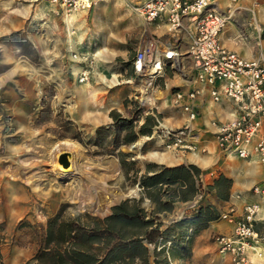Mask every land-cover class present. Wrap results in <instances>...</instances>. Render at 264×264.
I'll return each mask as SVG.
<instances>
[{"label":"rangeland","instance_id":"obj_1","mask_svg":"<svg viewBox=\"0 0 264 264\" xmlns=\"http://www.w3.org/2000/svg\"><path fill=\"white\" fill-rule=\"evenodd\" d=\"M134 2L91 0L89 9L65 17L48 4L0 0V238L5 264H32L47 222L57 215L58 224L77 217L83 222L103 218L112 206L130 199L150 210L136 182L139 172L136 176L134 172L155 164L151 153L168 151L151 135L137 134L149 115L148 104L155 100L158 105L159 99L148 103L153 91H145L134 74L130 82L124 78L143 30L131 9ZM104 47L114 53L107 55L105 66L125 91L121 104L109 98L115 88L103 92L76 78L78 65L71 61V53L98 56ZM161 85L158 78L155 87ZM111 112L123 122L114 121ZM123 124L137 134L131 144L122 142L127 133ZM57 147L64 154L71 149L78 154L72 176L56 178L51 172ZM113 190L124 196L99 206ZM193 214L184 210L183 216L173 217L178 221ZM161 221L168 225L174 220ZM200 235L194 236L183 257L176 244L167 264H214L201 255L206 241L215 244L214 235ZM196 244L200 246L194 252ZM217 250L207 256L218 253L217 264H231ZM162 256L158 255V264H163Z\"/></svg>","mask_w":264,"mask_h":264},{"label":"built area","instance_id":"obj_2","mask_svg":"<svg viewBox=\"0 0 264 264\" xmlns=\"http://www.w3.org/2000/svg\"><path fill=\"white\" fill-rule=\"evenodd\" d=\"M28 4L46 3L65 17L90 8L91 0H18ZM240 0H229L235 4ZM134 14L148 24L156 23L167 27L175 45L159 38H149L141 44L131 59L134 76L145 91H155V83L162 76L168 64L174 71L184 70L183 57H187L194 71L191 82L199 87L189 90H175L170 105L180 109L188 122L197 117L194 104L204 88L214 103L228 102L234 106V116L216 125L214 134L219 151L225 156L250 160L255 158L264 165V49L251 58H244L228 51L220 43V35L232 22V9L222 11L216 0H146L131 7ZM185 40V50L179 47ZM95 54L72 52L71 61L78 65L76 75L79 84H86L92 78ZM160 100V99H159ZM150 99L148 100L149 103ZM146 114H156L155 100L148 104ZM150 138L156 139L166 151L197 152L191 127L169 129L156 118ZM199 175L196 180V194L184 204V210L196 213L204 205L209 193ZM251 193L260 199L243 206L240 216L229 205L220 212L217 221L232 225L229 235L216 234L214 243L221 255L229 258L231 264H254L249 260L253 252L264 264V250H256L264 237L256 229L264 223V182L253 186ZM235 198L239 199V196ZM180 218V217H179ZM175 221V220H174Z\"/></svg>","mask_w":264,"mask_h":264},{"label":"crops","instance_id":"obj_3","mask_svg":"<svg viewBox=\"0 0 264 264\" xmlns=\"http://www.w3.org/2000/svg\"><path fill=\"white\" fill-rule=\"evenodd\" d=\"M144 1L146 0H135L134 3ZM216 1L217 6L222 11L226 10L227 7H231L232 9V22L220 35V43L222 46L228 51L235 52L244 58H251L254 56L258 47L264 49V0H240L235 4H231L229 0ZM39 4L46 3H38L36 5ZM123 14L126 15L124 12ZM137 19L143 26V30L139 33L140 41L137 48L149 38H159L167 42V44L175 45V40L168 32L166 26L156 23L148 24L139 18ZM105 47L98 50L100 51V55L96 56L95 53L96 62L94 73L90 81L84 86L92 88L93 86L91 84L93 83L99 86L98 88L102 89L103 92H108L111 88H115L109 98L116 100L117 105L119 103L121 104L125 99V91L122 88H118L120 85L117 83V78H113L112 72H108V67L105 66V64L109 63L107 55L114 54L109 51L107 53L106 48L108 47ZM179 47L182 51L185 50L184 39L180 42ZM183 64L184 70L182 73L174 71L168 64L164 66L162 76L159 78L162 80V85L160 87L156 86L153 92V94L162 92L164 95L161 98H155L152 94L151 97L153 99H160L159 104L156 105L155 113L159 116V120L163 126L169 129H178L188 124L191 127L194 136L190 141L196 144L198 151H168L167 153H160L162 155L159 154L161 161L157 158L151 159L156 165L164 166L165 168H187L192 165L199 170V175L202 176L205 185L211 184L219 177L229 180L230 186L225 193L226 199L220 200L216 195L210 193L206 198V204L211 205L217 213L226 211L229 205H233L235 208V215L240 216L243 206L246 203H260V199L251 193V189L253 186L264 182V165L257 162L255 158L243 160L232 156H225L219 151L214 137L216 125L219 122H226L233 118V104L225 101L214 103L209 96L208 90L204 88L201 95L197 97L194 102L197 109V117L192 122L187 121L185 114H183L180 109H176L170 105V97L175 90H189L193 87H199L191 82L194 77V71L187 57H183ZM76 67L78 73L79 67ZM128 69L129 73L126 75L125 72L126 76L124 78L127 79V82H130L133 72L131 63ZM115 80L116 82H114ZM162 159L164 161H162ZM144 173L145 168L143 167L138 176ZM148 175H151V173H148ZM198 176L192 174L194 180H196ZM165 188L166 186L164 185L163 190H165ZM185 188L186 184L183 183L182 180H178L174 185H169L168 192L173 199V209L171 212H162L159 215L160 217H165L167 220L171 221L176 219L173 216L181 214L186 202L180 200L179 197H182ZM236 196H239V199L235 198ZM167 198V195H165L161 200L164 201ZM149 205L150 210L153 209V205L150 203ZM172 217L174 219H171ZM256 229L260 236L264 237V223L257 224ZM231 230V224L217 220L210 221L206 229L200 233V236H202V238H209L211 235L216 234L229 235ZM199 246V244L194 245L193 251H197ZM216 247L218 249L216 244H207L206 241V245L203 246L201 250V253H203L201 255L206 258V262L209 261L210 258V261L217 264L218 253L207 256V253ZM256 250H264V243H261ZM248 255L251 262L254 264H261L260 260L252 251L249 252ZM227 259L229 260L228 257Z\"/></svg>","mask_w":264,"mask_h":264},{"label":"trees","instance_id":"obj_4","mask_svg":"<svg viewBox=\"0 0 264 264\" xmlns=\"http://www.w3.org/2000/svg\"><path fill=\"white\" fill-rule=\"evenodd\" d=\"M110 115L117 123L123 122L117 113L111 112ZM156 118L159 116H144L137 134L150 136L156 126ZM121 128L127 130L122 142L133 143L137 134L132 126L123 124ZM121 166L124 169L122 162ZM144 168L145 173L138 176L136 182L153 209L146 210L139 206L140 200L130 199L112 206L109 214L103 218H89L83 222L77 217L58 224L57 215L47 222L43 242L33 256L32 264H158V255H163L160 262L167 264L176 244L182 250L183 257L194 236L206 229L210 221H216L219 213L205 203L191 217L164 225L159 215L173 209L169 185L182 180L186 188L179 199L188 202L197 191L198 177L194 180L192 174L198 176L199 170L192 165L187 168H165L152 163L146 164ZM138 172L135 171L134 176ZM229 186V180L219 177L206 186V191L223 200L226 199L225 193ZM165 195L168 198L162 201ZM167 243L169 247H166ZM1 246L0 238V264H5Z\"/></svg>","mask_w":264,"mask_h":264},{"label":"bare ground","instance_id":"obj_5","mask_svg":"<svg viewBox=\"0 0 264 264\" xmlns=\"http://www.w3.org/2000/svg\"><path fill=\"white\" fill-rule=\"evenodd\" d=\"M153 95L155 98H161L164 95V93L157 92L156 94H153ZM151 96L152 95H150L149 98H147V100L153 99ZM66 146H67V143H66ZM59 147H57V150L54 151V154L52 156L51 169L50 170L56 178H65V177L71 175L72 172L74 173L75 171H77L78 154L76 153L75 150L71 149L72 151L70 150L66 156V160H67L69 165L67 168H64L60 162V156H61V154H64V152L61 153L62 150H60L61 148L59 149ZM159 154L160 153H158V154L157 153H151V158L152 159L157 158L159 161H161ZM160 155H162V154H160ZM54 157L56 159L57 164L55 163ZM162 161H164V160L162 159ZM26 182L29 183V181H26ZM123 196L124 195L121 191H118V190L110 191V193L108 195H104V197L102 196L103 198H102L101 204L99 203L100 204L99 206H103V208H104L105 206H108L113 201H115L119 198H122Z\"/></svg>","mask_w":264,"mask_h":264},{"label":"water","instance_id":"obj_6","mask_svg":"<svg viewBox=\"0 0 264 264\" xmlns=\"http://www.w3.org/2000/svg\"><path fill=\"white\" fill-rule=\"evenodd\" d=\"M66 156H67V154H62L61 156H60V162H61V164H62V166L64 167V168H67L68 167V162H67V160H66Z\"/></svg>","mask_w":264,"mask_h":264}]
</instances>
